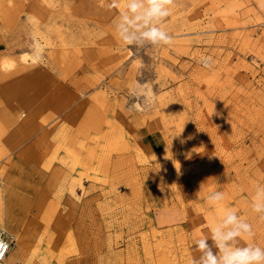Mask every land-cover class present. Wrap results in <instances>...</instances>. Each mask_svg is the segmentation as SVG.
Wrapping results in <instances>:
<instances>
[{
  "label": "rangeland",
  "instance_id": "374dc122",
  "mask_svg": "<svg viewBox=\"0 0 264 264\" xmlns=\"http://www.w3.org/2000/svg\"><path fill=\"white\" fill-rule=\"evenodd\" d=\"M110 2L0 0V36L60 77L78 117L66 155L44 165L46 194L0 195V232L20 237L0 264H193L229 208L255 232L239 245L264 248L251 209L264 185V0H174L172 43L144 48L123 44L126 0Z\"/></svg>",
  "mask_w": 264,
  "mask_h": 264
},
{
  "label": "crops",
  "instance_id": "0c3cea01",
  "mask_svg": "<svg viewBox=\"0 0 264 264\" xmlns=\"http://www.w3.org/2000/svg\"><path fill=\"white\" fill-rule=\"evenodd\" d=\"M31 56L16 55L0 36V195L43 197L49 156H63L65 124L77 122L70 95L49 70L29 65ZM33 60V59H32ZM88 114L82 127L88 124ZM71 139L72 134H69ZM150 146L151 144L148 143ZM69 147H72L69 145ZM5 211L6 201L4 200ZM29 219L31 206L17 209ZM20 240L19 236H16Z\"/></svg>",
  "mask_w": 264,
  "mask_h": 264
},
{
  "label": "clouds",
  "instance_id": "9594fccd",
  "mask_svg": "<svg viewBox=\"0 0 264 264\" xmlns=\"http://www.w3.org/2000/svg\"><path fill=\"white\" fill-rule=\"evenodd\" d=\"M174 0H126L125 10L114 20V29L124 45L144 48L146 45H170L172 36L164 29L163 22L171 14ZM110 9H120L121 0H111ZM211 68L213 59L200 60ZM207 202L219 206L225 199L222 191L207 196ZM251 209L264 221V185L255 186ZM255 236L252 224L242 219L235 210L225 209L223 218L211 228L208 238L198 239L196 248L201 255L193 264H264V248L254 243L239 245V238L251 240Z\"/></svg>",
  "mask_w": 264,
  "mask_h": 264
},
{
  "label": "built area",
  "instance_id": "2783aa9c",
  "mask_svg": "<svg viewBox=\"0 0 264 264\" xmlns=\"http://www.w3.org/2000/svg\"><path fill=\"white\" fill-rule=\"evenodd\" d=\"M12 242V237L7 236L4 231L0 232V261L4 260L7 256Z\"/></svg>",
  "mask_w": 264,
  "mask_h": 264
},
{
  "label": "bare ground",
  "instance_id": "6f19581e",
  "mask_svg": "<svg viewBox=\"0 0 264 264\" xmlns=\"http://www.w3.org/2000/svg\"><path fill=\"white\" fill-rule=\"evenodd\" d=\"M13 240H14L16 243H18V238H13Z\"/></svg>",
  "mask_w": 264,
  "mask_h": 264
}]
</instances>
